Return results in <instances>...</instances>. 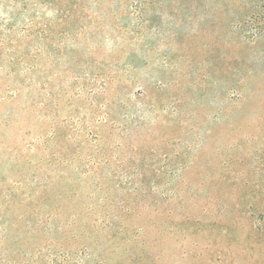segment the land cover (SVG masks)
Listing matches in <instances>:
<instances>
[{
    "label": "rangeland",
    "instance_id": "rangeland-1",
    "mask_svg": "<svg viewBox=\"0 0 264 264\" xmlns=\"http://www.w3.org/2000/svg\"><path fill=\"white\" fill-rule=\"evenodd\" d=\"M0 264H264V0H0Z\"/></svg>",
    "mask_w": 264,
    "mask_h": 264
}]
</instances>
